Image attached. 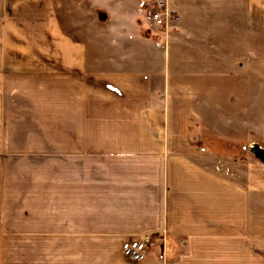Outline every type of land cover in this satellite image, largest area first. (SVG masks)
I'll return each instance as SVG.
<instances>
[{"label": "crops", "instance_id": "0c3cea01", "mask_svg": "<svg viewBox=\"0 0 264 264\" xmlns=\"http://www.w3.org/2000/svg\"><path fill=\"white\" fill-rule=\"evenodd\" d=\"M144 1L94 0L98 38L82 41L55 0H0V114L23 101L25 131L40 135L0 140L8 176L25 151L23 206L0 204V245L22 234L23 264H264V164L225 173L200 145L201 79L185 57L199 49L185 45L209 0H169L180 18L168 47L147 34ZM247 5L255 27L260 12ZM137 239L146 253L133 261L123 251Z\"/></svg>", "mask_w": 264, "mask_h": 264}, {"label": "rangeland", "instance_id": "374dc122", "mask_svg": "<svg viewBox=\"0 0 264 264\" xmlns=\"http://www.w3.org/2000/svg\"><path fill=\"white\" fill-rule=\"evenodd\" d=\"M93 1L55 0L63 29L72 39L98 38L96 33L100 31L97 28L102 24V14ZM247 6V0H209L202 4L197 13L204 21L200 26L202 37L190 35L185 45L197 42L199 49L196 53L186 50L185 57L191 59V71L201 79L193 85V90L196 88L200 94L204 121L200 145L222 160L225 173L240 166V173L234 171L239 175L247 163L259 162L247 145L257 142L264 147V21H260L264 0H255L256 12H260L255 27L246 21ZM147 34L163 47L179 43L170 32L167 44H162L150 25ZM16 104L15 116L0 114V126L12 121L17 131L1 133L0 140H16L21 145L25 139L38 140V133L25 131L29 127L33 129L30 111H24L23 101H16ZM24 153L23 149H18L12 154L17 164L10 166L9 176L8 167L0 163V204L4 200L14 206H23L26 181L23 177L25 164L21 160ZM4 214L1 212V220ZM15 215L17 224L22 225L23 214L15 212ZM21 237L22 234H16L2 239L0 264H23L25 250Z\"/></svg>", "mask_w": 264, "mask_h": 264}, {"label": "built area", "instance_id": "2783aa9c", "mask_svg": "<svg viewBox=\"0 0 264 264\" xmlns=\"http://www.w3.org/2000/svg\"><path fill=\"white\" fill-rule=\"evenodd\" d=\"M143 5L148 9L152 31L166 45L172 28L179 21V14L170 6L169 0H146ZM145 253L146 244L142 239L131 241L123 251L124 256L133 261L141 260Z\"/></svg>", "mask_w": 264, "mask_h": 264}, {"label": "water", "instance_id": "95a60500", "mask_svg": "<svg viewBox=\"0 0 264 264\" xmlns=\"http://www.w3.org/2000/svg\"><path fill=\"white\" fill-rule=\"evenodd\" d=\"M247 149L256 160L264 164V147L257 142H251L247 145ZM174 251V242L170 237L164 238L161 244L160 253L170 255Z\"/></svg>", "mask_w": 264, "mask_h": 264}]
</instances>
